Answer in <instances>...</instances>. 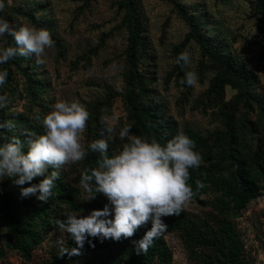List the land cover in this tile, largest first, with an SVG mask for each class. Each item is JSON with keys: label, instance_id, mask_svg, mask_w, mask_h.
Listing matches in <instances>:
<instances>
[{"label": "rangeland", "instance_id": "374dc122", "mask_svg": "<svg viewBox=\"0 0 264 264\" xmlns=\"http://www.w3.org/2000/svg\"><path fill=\"white\" fill-rule=\"evenodd\" d=\"M134 1L141 13L140 23L146 40V51L139 68L149 75V97L159 100L165 114L178 126H188L210 140L215 139L225 129L224 113L229 110L238 92L229 84L225 85L221 94L210 91L213 78L220 69L203 53L195 39L182 45L190 32L189 23L182 15L183 9L188 15H200L206 21V26L202 27L206 31L205 36L211 41L217 40L239 66L256 75L255 85L259 94L264 96V42L260 29L264 22L260 21L261 15L256 12V0ZM2 2L4 7L0 16L7 19L12 28H18L21 23L34 25L29 17L21 13L32 9L39 15V26H46L54 41L41 56L45 61L43 65L35 63L34 55L23 62L27 71L35 70L37 74L45 76L48 91L44 94L43 108L36 111L32 107L26 77L19 65L22 61L14 57L10 65L12 86L9 88L4 84L0 87V94L7 96L5 107L8 111L23 112L34 117L41 114L42 122L59 99L78 102L89 112L81 139L86 156L81 161L63 166L64 178L80 187L84 199L82 207L71 212L77 213L78 217L87 216L92 210L102 209L105 205L102 201L92 200V193L80 183L85 174L88 145L109 135L105 131L106 124L113 128L108 140V150L112 154L120 151L130 137L138 136L123 96L128 74L130 33L124 18L125 9L121 7L122 0ZM5 38V35L0 36V46L6 47ZM178 46L180 53L187 51L190 54L189 67L182 68L175 63ZM2 70L4 67L0 65ZM189 70L197 74L195 88L182 83L185 72ZM235 112L237 119L258 120L256 123L260 124L261 131L257 136L261 137L264 148V119L256 109L247 111L241 105ZM124 127H129L130 132L122 139L119 132ZM257 144L255 139L251 143L253 148ZM6 178L0 180V188ZM107 202L109 204L108 199ZM184 209L202 216L212 210L210 206H203L191 199ZM235 221L251 264H264V196L252 201ZM64 235L65 232L59 230L50 232L28 261L8 247L7 255L0 259V264H46L51 245L64 239ZM164 238L172 250L173 264H203L190 258L180 232L168 231ZM96 256L98 253H87L73 264H84Z\"/></svg>", "mask_w": 264, "mask_h": 264}, {"label": "trees", "instance_id": "16d2710c", "mask_svg": "<svg viewBox=\"0 0 264 264\" xmlns=\"http://www.w3.org/2000/svg\"><path fill=\"white\" fill-rule=\"evenodd\" d=\"M121 7L125 9L124 18L130 33L128 74L123 96L134 119V131L139 137L156 139L162 145L178 133L188 135L201 156L200 166L189 170L188 183L194 193L191 200L212 208L204 216L183 209L178 216L162 217L168 225L166 232H180L190 258L200 263L251 264L235 219L252 201L264 196V148L261 145V137L257 136L261 131L260 124L256 123L258 120L237 119L235 111L242 105L247 111L256 109L264 119V96L259 94L255 85L256 75L239 66L217 40L211 41L205 36L206 31H203L202 27L206 26V21L200 15H188L183 9L182 15L189 23L190 32L182 45L195 39L203 53L220 69L213 78L210 91L221 94L225 85L229 84L238 89V92L231 101L229 110L224 113L225 129L215 139L210 140L188 126H178L176 121L165 114L162 103L149 97V75L139 68V62L143 60L146 51V40L136 2L122 0ZM255 7L256 12L261 15L260 21L264 22V0H256ZM21 13L29 17L34 25L39 26L40 20L36 11L29 9ZM39 27L47 28L44 25ZM260 29L264 42V26L261 25ZM5 37L6 47L13 45L11 36L5 34ZM179 49L180 46L176 49L178 54ZM16 57L22 61L19 65L26 77L27 93L32 107L36 111L37 108L42 109L44 94L48 91L45 76L37 74L35 70H26L23 62L27 57ZM13 60L12 58L3 64L4 70L8 72L5 84L9 88L12 86L10 65ZM41 116L10 112L6 107L0 109V123L6 122L10 125L0 129V142L19 137L24 146L22 150L27 152V141L31 138L28 134L36 136L45 131ZM254 139L258 141L255 148L251 145ZM108 154L112 153L108 150ZM98 161L99 154L89 150L85 174H90L91 170L98 166ZM52 170L49 167L48 172ZM58 172L53 195L46 202L37 199L38 193L22 198L20 187L13 183L12 178L3 180L0 188V259L5 258L6 248L10 247L19 252L26 261L30 260L34 250L49 237L50 232L59 230L56 221L66 220L69 212L82 207L84 199L80 187L64 178L63 166ZM43 178L35 177L21 187L39 183ZM197 181H200L203 187L197 189ZM92 200L108 204L103 193H96ZM151 226L149 220L140 225L131 237H121L118 241L89 236L80 253L72 256L59 254L58 241L51 245L46 264H73L87 253H98V256L84 264H173L172 250L164 238L166 232L155 238L146 252L137 253L135 242L139 241ZM61 241L65 247H77L67 232Z\"/></svg>", "mask_w": 264, "mask_h": 264}, {"label": "clouds", "instance_id": "9594fccd", "mask_svg": "<svg viewBox=\"0 0 264 264\" xmlns=\"http://www.w3.org/2000/svg\"><path fill=\"white\" fill-rule=\"evenodd\" d=\"M4 4L0 0V11ZM11 36L14 45L0 46V65L10 59L21 56H35V63L43 65L41 58L46 48L54 41L47 28L21 23L12 28L7 19L0 16V36ZM175 63L182 68L191 65V56L187 51L177 55ZM7 70L0 71V87L7 79ZM197 74L191 70L185 72L182 83L193 88L197 85ZM7 103L6 94H0V109ZM89 119L87 108L75 101L57 100L51 110L43 117V134L31 136L27 141L28 150L23 151L19 137L0 142V180L12 178L20 187L22 198L37 194V199L46 202L53 195L58 170L65 164L81 161L86 156L82 146V133ZM0 123V129L9 127ZM106 138L92 141L88 149L99 154L98 167L90 174H83L81 185L93 194L103 193L109 204L102 209H94L87 216L70 212L66 220H57L60 232H67L77 247L68 248L59 241V254L78 255L87 237L111 238L131 237L142 224L151 220V228L137 242V253H144L155 238L167 231L168 225L162 217L179 215L193 196L188 183L190 169L198 168L200 153L195 149L194 141L184 133H178L166 144L156 139L132 136L122 145L120 151L108 154V140L113 128L106 124ZM130 128L124 127L119 136L129 135ZM104 136V133H101ZM49 167L53 170L48 172ZM47 173V174H46ZM43 176L39 183L30 184L33 178ZM197 189L203 187L196 182Z\"/></svg>", "mask_w": 264, "mask_h": 264}]
</instances>
